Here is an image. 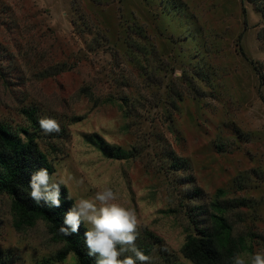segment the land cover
<instances>
[{"label": "rangeland", "instance_id": "1", "mask_svg": "<svg viewBox=\"0 0 264 264\" xmlns=\"http://www.w3.org/2000/svg\"><path fill=\"white\" fill-rule=\"evenodd\" d=\"M255 67L264 77V17L248 2L0 0V124L27 130L74 202L111 187L151 264H192L180 249L215 200L234 201L239 254L264 253ZM43 118L61 131L45 136ZM61 248L42 221L18 226L0 194V264H77L57 261Z\"/></svg>", "mask_w": 264, "mask_h": 264}, {"label": "trees", "instance_id": "2", "mask_svg": "<svg viewBox=\"0 0 264 264\" xmlns=\"http://www.w3.org/2000/svg\"><path fill=\"white\" fill-rule=\"evenodd\" d=\"M240 1L248 2L264 17V0ZM254 70L261 89L264 87L263 70L257 67ZM82 91L88 95L85 89ZM260 99L264 102V96L260 95ZM97 145L106 157L119 159L125 155L102 140H97ZM175 164L179 165V160ZM41 167L47 168L50 174L53 173L50 160L27 130L21 129L16 133L0 124V194L9 198L17 225L32 227L40 220L45 224L52 240L62 244L55 255L57 261H63L72 254L77 264H96L97 258L88 255L84 244L83 233L86 228L83 224L79 233L71 236H65L60 231L63 215L74 203L65 186H61L59 208L42 207L28 197L27 183L30 175ZM232 203V200H215L210 204L206 224L192 222V231H188L180 249L186 260L192 264H232V258L244 249L243 240L232 235L233 227L228 220V214L233 210ZM200 211L204 214L203 208ZM138 249L149 255L148 246H140Z\"/></svg>", "mask_w": 264, "mask_h": 264}, {"label": "clouds", "instance_id": "3", "mask_svg": "<svg viewBox=\"0 0 264 264\" xmlns=\"http://www.w3.org/2000/svg\"><path fill=\"white\" fill-rule=\"evenodd\" d=\"M38 124L45 136L61 131L55 119L43 118ZM66 185V177L55 176L41 167L31 173L27 195L37 205L59 208L61 186ZM117 199L111 187L97 191L92 199L78 198L64 213L60 231L71 236L79 233L82 224L86 225L84 244L88 255L97 258L96 264H151V258L135 244L138 237L135 212L116 203ZM129 250L133 255L125 256ZM232 264H264V253L257 252L249 258L238 253L232 258Z\"/></svg>", "mask_w": 264, "mask_h": 264}]
</instances>
